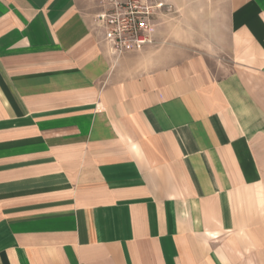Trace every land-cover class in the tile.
Instances as JSON below:
<instances>
[{
  "label": "crops",
  "instance_id": "crops-1",
  "mask_svg": "<svg viewBox=\"0 0 264 264\" xmlns=\"http://www.w3.org/2000/svg\"><path fill=\"white\" fill-rule=\"evenodd\" d=\"M161 1L0 0V264H264V0Z\"/></svg>",
  "mask_w": 264,
  "mask_h": 264
},
{
  "label": "built area",
  "instance_id": "built-area-1",
  "mask_svg": "<svg viewBox=\"0 0 264 264\" xmlns=\"http://www.w3.org/2000/svg\"><path fill=\"white\" fill-rule=\"evenodd\" d=\"M162 11L171 10L161 0H99L93 19L109 51L120 55L155 43V20Z\"/></svg>",
  "mask_w": 264,
  "mask_h": 264
}]
</instances>
